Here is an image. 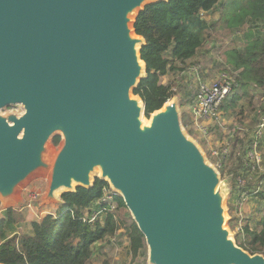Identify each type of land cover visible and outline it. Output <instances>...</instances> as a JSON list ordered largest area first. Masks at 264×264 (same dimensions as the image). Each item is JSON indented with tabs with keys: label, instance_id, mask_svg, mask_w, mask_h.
I'll list each match as a JSON object with an SVG mask.
<instances>
[{
	"label": "water",
	"instance_id": "95a60500",
	"mask_svg": "<svg viewBox=\"0 0 264 264\" xmlns=\"http://www.w3.org/2000/svg\"><path fill=\"white\" fill-rule=\"evenodd\" d=\"M159 2L0 0V203L40 171L43 202L59 203L98 170L142 234L147 264H264L231 238L221 176L185 134L177 98L146 118L132 94L145 75L132 23Z\"/></svg>",
	"mask_w": 264,
	"mask_h": 264
},
{
	"label": "trees",
	"instance_id": "16d2710c",
	"mask_svg": "<svg viewBox=\"0 0 264 264\" xmlns=\"http://www.w3.org/2000/svg\"><path fill=\"white\" fill-rule=\"evenodd\" d=\"M235 1L237 9L233 12V0H168L147 5L138 13L132 28L137 36L145 40V45L139 51L140 59L145 64V75L132 94L142 101L146 118L175 96L173 84H164L161 78L173 72H183L189 65L187 62L199 56L217 29L224 31L237 27L243 29L245 34L242 50L233 49L231 59L227 55L222 66L224 72L232 74L235 83L221 105V113L236 112L242 99L250 101L251 92L264 91V0ZM220 6L218 21L208 22L202 18L203 14ZM196 64L200 65L199 58ZM198 75L204 80L201 68ZM176 91L184 99L182 106L193 104L188 87ZM187 116L190 119L192 115ZM51 142L57 146L60 137L54 136ZM220 157L221 178L226 170L225 165L233 158L237 160V165L229 170L233 175L232 186L238 185L240 180L250 184L244 174L256 170V167L249 162L244 151L240 153L229 149L228 155ZM263 180L264 170L251 184L257 197L264 202ZM107 188L108 184L96 177L90 188L77 187L74 192L63 193L56 215L49 214L38 222H32L28 234L12 233L19 223L20 214L8 208L6 216L0 217V264H95L92 258L94 246L111 243L121 237L127 239L126 250L132 262L140 260L138 264H145L147 253L144 238L122 198L113 196L116 205L113 210H110L108 203L98 204ZM95 203L96 207L92 208ZM100 209L103 212L89 222L90 217ZM242 233L244 241L239 247L251 255H264V206L257 229L250 230L245 225Z\"/></svg>",
	"mask_w": 264,
	"mask_h": 264
},
{
	"label": "rangeland",
	"instance_id": "374dc122",
	"mask_svg": "<svg viewBox=\"0 0 264 264\" xmlns=\"http://www.w3.org/2000/svg\"><path fill=\"white\" fill-rule=\"evenodd\" d=\"M227 2V0H223ZM231 2L232 0H228ZM236 1L231 2V11H235L237 5ZM221 6L215 8L209 13H206L205 18L208 22L218 21L221 14ZM248 19V18H247ZM220 27V26H219ZM244 30L237 27L230 30H220L213 32V38L207 42L197 59H200V65H194L195 61L187 66L183 72H173L165 77L161 78L164 84H173V91L177 98L178 109L180 113L181 124L185 134L192 139L203 151L206 160L211 164L218 172L221 168L219 156L223 149H234L235 152L252 153L258 155L260 161L249 160V162L256 167V170L246 172L249 185L245 181L240 180V183L232 186L231 179L232 174L229 173L230 169H234L237 165V160L231 158L225 165L224 176L221 178V185L224 189L226 196L224 200L225 215L227 216L226 227L230 231L231 238L235 240L238 246H241L244 241V235L242 229L245 225L250 230L257 229V223L261 216V210L264 206V202L256 195V190L251 183H255L260 174L264 170V131L261 138L255 137V132L261 121V116L264 114V91L254 90L251 92V99H242L239 103L236 112L221 113L219 123H211L209 126V133L204 137L193 126L192 117L189 112L192 103L189 106H182L181 103L184 99L177 95V89L188 87L190 89L192 102L195 101L196 88L199 81H212L220 74H228L232 77V74L224 72L222 66L225 65V61L228 58L231 59L233 49L242 50L244 42ZM231 51V52H230ZM193 64V65H192ZM190 66V67H189ZM197 66L204 72V80L200 75H196L191 71L192 67ZM189 67V69H188ZM230 71V70H229ZM199 72V70H198ZM197 72V73H198ZM211 75V77H210ZM172 100V98H171ZM170 100V101H171ZM225 101V100H224ZM223 101V102H224ZM241 109V113L237 115L238 110ZM22 111L19 105L7 107L4 111ZM183 116L184 118H181ZM183 120V121H182ZM183 122V123H182ZM52 140V139H51ZM229 147H228V145ZM54 146L50 141V149L56 150L58 148ZM214 153H218L217 155ZM224 162V164H226ZM219 165L217 167L216 165ZM241 170V169H240ZM99 171L96 170L92 175V181L99 177ZM251 180V181H250ZM244 182V183H243ZM49 183V174L40 171L31 176L24 184H22L15 195L14 200L1 204V208L4 210L8 208L15 209L20 214V220L17 225L12 229L16 234H28L31 231L30 224L32 222H38L46 215H56L58 210V203L49 201L43 202ZM238 183V182H237ZM264 185V180L261 183ZM36 194L37 199H30V196ZM60 199V194H58ZM95 203L93 207H96ZM0 208V209H1ZM128 245L126 238L116 239L111 243L96 244L93 248V262L95 264H138L132 262L130 256L127 254L126 247ZM147 257V254H146Z\"/></svg>",
	"mask_w": 264,
	"mask_h": 264
},
{
	"label": "built area",
	"instance_id": "2783aa9c",
	"mask_svg": "<svg viewBox=\"0 0 264 264\" xmlns=\"http://www.w3.org/2000/svg\"><path fill=\"white\" fill-rule=\"evenodd\" d=\"M199 67L194 66L192 67V73L197 75ZM200 79V78H198ZM235 81L233 77H230L228 74H220L217 78L212 81H199L196 88V95L195 101L193 102L192 106L190 107V113L193 121L194 128L199 131L204 137H206L209 133V126L211 123H219L220 116H221V105L225 98L231 93L232 86L234 85ZM264 131V114L261 116V121L257 127L255 132V137L261 138ZM228 145V144H227ZM229 147V145H228ZM229 150L226 148L223 149L219 154V156L228 155ZM218 154V153H214ZM246 157L250 160H255L256 162L260 161V157L258 155H253L252 153H246ZM219 167V165H216ZM215 167V166H214ZM252 170L254 168L252 167ZM244 183V182H243ZM104 194L100 202L108 203L110 205V210H113L116 205L113 201V196L119 195L116 191H114L109 185L107 189H104ZM30 199L36 200L37 195L33 194L30 196ZM103 209H100L98 212L93 214L89 222H92L95 217L102 213ZM147 264V257L146 262Z\"/></svg>",
	"mask_w": 264,
	"mask_h": 264
},
{
	"label": "crops",
	"instance_id": "0c3cea01",
	"mask_svg": "<svg viewBox=\"0 0 264 264\" xmlns=\"http://www.w3.org/2000/svg\"><path fill=\"white\" fill-rule=\"evenodd\" d=\"M205 15H206V13L203 14L202 17L205 18ZM204 20H206V19H204ZM206 21H207V20H206ZM193 60L196 61V60H197V57H195ZM193 60H192V61H189V62H187V63L190 65L191 63L194 62ZM192 65H193V64H192ZM164 77H165V76H164ZM210 77H211V75H210ZM5 216H6V209L3 210V209L1 208V209H0V217H5ZM12 233H14V232H12Z\"/></svg>",
	"mask_w": 264,
	"mask_h": 264
},
{
	"label": "flooded vegetation",
	"instance_id": "af4514ba",
	"mask_svg": "<svg viewBox=\"0 0 264 264\" xmlns=\"http://www.w3.org/2000/svg\"><path fill=\"white\" fill-rule=\"evenodd\" d=\"M6 109H7V107H6L4 110H6ZM4 110H3V111H4Z\"/></svg>",
	"mask_w": 264,
	"mask_h": 264
}]
</instances>
